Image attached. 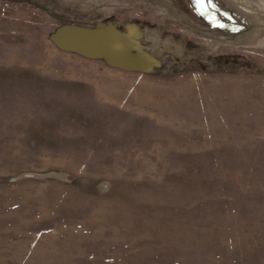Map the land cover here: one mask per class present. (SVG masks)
<instances>
[{"label":"rangeland","instance_id":"obj_1","mask_svg":"<svg viewBox=\"0 0 264 264\" xmlns=\"http://www.w3.org/2000/svg\"><path fill=\"white\" fill-rule=\"evenodd\" d=\"M194 1L0 0V264H264V0Z\"/></svg>","mask_w":264,"mask_h":264},{"label":"water","instance_id":"obj_2","mask_svg":"<svg viewBox=\"0 0 264 264\" xmlns=\"http://www.w3.org/2000/svg\"><path fill=\"white\" fill-rule=\"evenodd\" d=\"M61 33L65 34V35H70V34L74 33V31H73V29L66 27V28L62 29V31H60V34ZM58 40H59V42H62V41H60V39H58Z\"/></svg>","mask_w":264,"mask_h":264},{"label":"trees","instance_id":"obj_3","mask_svg":"<svg viewBox=\"0 0 264 264\" xmlns=\"http://www.w3.org/2000/svg\"><path fill=\"white\" fill-rule=\"evenodd\" d=\"M186 1H188L191 5H193L194 6V4H195V1L194 0H186ZM209 16H203L202 15V19L204 20L205 18H208Z\"/></svg>","mask_w":264,"mask_h":264}]
</instances>
